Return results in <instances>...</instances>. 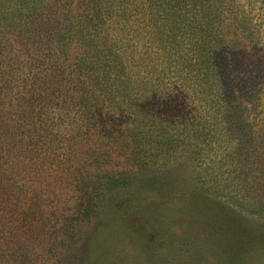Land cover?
<instances>
[{"label":"trees","instance_id":"1","mask_svg":"<svg viewBox=\"0 0 264 264\" xmlns=\"http://www.w3.org/2000/svg\"><path fill=\"white\" fill-rule=\"evenodd\" d=\"M109 149L134 170L46 210L41 171ZM170 166L264 216V0H0V264H59L99 197Z\"/></svg>","mask_w":264,"mask_h":264},{"label":"rangeland","instance_id":"2","mask_svg":"<svg viewBox=\"0 0 264 264\" xmlns=\"http://www.w3.org/2000/svg\"><path fill=\"white\" fill-rule=\"evenodd\" d=\"M109 153V163H51L33 178L44 188L46 210L66 215L74 209L82 192L78 177L134 170L124 155ZM190 170L146 171L127 188L99 197L67 238L59 264H264V216L233 198L198 192Z\"/></svg>","mask_w":264,"mask_h":264}]
</instances>
